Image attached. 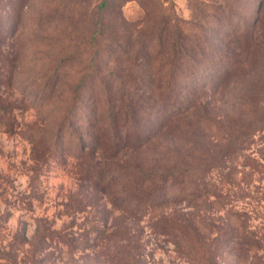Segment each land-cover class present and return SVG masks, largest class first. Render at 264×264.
Masks as SVG:
<instances>
[{"label":"rangeland","instance_id":"1","mask_svg":"<svg viewBox=\"0 0 264 264\" xmlns=\"http://www.w3.org/2000/svg\"><path fill=\"white\" fill-rule=\"evenodd\" d=\"M174 42L183 55L177 86L195 104L188 120L119 159L192 169L225 199L209 192L133 216L111 200L122 181L83 180L80 159L54 133L83 78L93 87L78 116L101 85L113 99L130 93L157 103ZM74 114L62 120L81 125L78 143L95 131ZM187 218L206 233L216 222L260 242L229 247L213 264H264V0H0V264H123L119 253L138 264H210L191 262L155 227ZM25 224L29 241L21 242ZM38 227L73 239L75 249L48 240L33 254Z\"/></svg>","mask_w":264,"mask_h":264},{"label":"trees","instance_id":"2","mask_svg":"<svg viewBox=\"0 0 264 264\" xmlns=\"http://www.w3.org/2000/svg\"><path fill=\"white\" fill-rule=\"evenodd\" d=\"M172 45L173 47L169 50L171 56L167 60L172 67L169 73H159L158 76L160 79L166 77V82L164 84L161 82L158 86V98L155 100L157 103H152L143 95L135 100L130 93L118 95L117 99H113L112 95L105 91V86L101 85L96 99L91 96L82 103L85 105L86 112L84 113L83 108L78 116L79 103L82 102L81 95L83 96L90 87H93L92 78L90 80L83 78L72 88L74 96L69 106L61 110L58 129L54 133L56 144L59 143L63 148L71 146L76 158L80 159L77 168L83 180L93 182L96 186L103 184L109 188L115 182L122 181L121 188L111 193V200L121 211L133 216L141 211L169 203L185 199L196 200L209 192L215 194L221 202L225 199L221 196L218 186L212 184L210 180L207 181L203 174L193 177L192 169L146 170L137 159L127 158L123 161L119 159L120 156L125 155L124 152L141 150L158 134L161 127L168 125L170 131H177L181 125L179 120L182 118L188 120V111L195 105L194 100L185 101L184 89L177 86L179 76L183 73L178 61L183 58V55L177 46L179 44L174 42ZM152 111L156 118L151 121ZM72 113L79 117L85 130L95 131V133L81 134V141L78 143H75L73 135L81 125L77 126L73 122L67 124V121L62 120L63 117ZM34 139L35 144H38L40 140ZM99 149L102 151V157L97 159ZM122 153L124 154L121 155ZM189 219L181 222L163 219L156 223L155 227L159 232L173 237L176 246L181 247V251L193 263L205 258L208 263L213 264L229 247L248 250L249 246L260 244L249 235L237 237L234 228L227 227L222 230V226L216 222L209 224L210 232H203ZM17 239L21 242L29 241L26 224L18 231ZM48 240L63 242L71 250L76 247L73 239L64 234L56 231H42L38 227L33 254L47 250ZM258 245L256 247H260ZM201 252L204 255H201ZM118 255L119 262L123 264H138L132 254L125 256L119 253Z\"/></svg>","mask_w":264,"mask_h":264}]
</instances>
